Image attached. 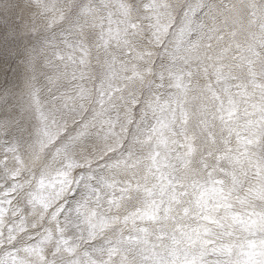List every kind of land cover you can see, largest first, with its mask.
Listing matches in <instances>:
<instances>
[{"label":"snow or ice","instance_id":"obj_1","mask_svg":"<svg viewBox=\"0 0 264 264\" xmlns=\"http://www.w3.org/2000/svg\"><path fill=\"white\" fill-rule=\"evenodd\" d=\"M0 264H264V0H0Z\"/></svg>","mask_w":264,"mask_h":264}]
</instances>
